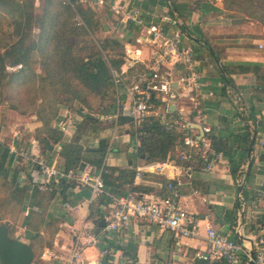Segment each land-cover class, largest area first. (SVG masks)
<instances>
[{
    "label": "crops",
    "instance_id": "obj_1",
    "mask_svg": "<svg viewBox=\"0 0 264 264\" xmlns=\"http://www.w3.org/2000/svg\"><path fill=\"white\" fill-rule=\"evenodd\" d=\"M102 1L103 5L93 3L90 7L95 13L104 10V15L111 22V33L116 32L117 39L124 46V58L119 70L110 67L113 84L111 113H99L95 118L98 123L110 121L111 135L97 137V133H91V147H95L101 139L108 141L101 166L103 165L106 171L103 176L111 174V185H104L105 194L96 197H92L90 189L83 185L64 182L62 186H54L52 191L55 190V193L46 205V219L56 223L58 230L51 247L41 254V261L44 264H56L57 260L51 256L55 255L62 262H66L73 243L78 241L81 253L75 264H206L197 254L206 253L209 249L204 238L207 225H212L218 234L228 237L243 248H249L257 235L263 234L264 237V159H261L264 157V147L260 145L264 141V82L257 81L251 73L232 71L236 66L249 64H259L264 70V28L261 29L260 36H254V32L245 33L240 28L235 30V35L212 34L209 31L211 27L224 28L231 24L228 19L222 20L221 1H203L196 4L197 0H137L134 5L140 8L146 25L157 23L167 16H172L181 23L184 43L194 52L196 72L202 88L198 96H179L167 103L154 101L157 115L147 117L135 133L130 119L123 116L115 119L114 116L118 105L126 108L131 103L128 89L140 77L148 74V68L153 66L154 47L148 42L142 28L131 22L122 23L121 16L113 11L114 7L128 6L129 0ZM173 2L178 12L172 10ZM164 27L169 33L173 30L169 24ZM188 28L193 34H189ZM259 44L263 45L262 49L258 48ZM136 65H141L143 71L131 75L128 71L133 68L135 70ZM180 69V65L168 64L165 67V70L175 77ZM115 74L118 75V83L115 82ZM130 77L134 80L129 83L126 80ZM193 108L195 110H192ZM66 112L67 110L61 116L62 119H57L53 125L59 131L60 124L68 125L70 135L60 131L64 141H68L73 135L71 119ZM239 116L244 123L237 119ZM164 118L171 122H177L180 118L187 125L189 133L200 138L203 133L200 134L197 128L200 126L202 130L204 126L209 127L211 133L207 138L211 141L212 148L221 154V160L213 166L210 173L197 175L179 189L180 206L195 215L199 236L181 239L180 244L176 245L175 236L171 231L154 224H139L133 218L124 229L102 234L96 230L95 221L100 216L104 218L108 212L110 196L121 197L132 191L139 201H153L164 195L165 178L162 175L145 174L134 184L136 169L153 163L145 162L143 157L138 155L139 138L146 135L143 130L151 122L158 119L162 125L161 119ZM246 126L252 134L251 140L254 139L250 154L244 147ZM39 127L41 123L35 117H31L19 130H15V127L6 122L0 131V142L9 148L14 145L34 151L39 149V156L47 163L63 171H70L63 168V160L59 155L62 142L51 149L48 148L50 152H47L34 137H25ZM121 129L123 133L119 134ZM12 130H15L12 140L6 141V135ZM143 132L145 135L136 137L137 133ZM177 147L175 146V149ZM173 154L174 151L168 153L172 156ZM91 166L95 174L101 168ZM9 167L11 171H17L15 184L19 188L27 189L25 209L22 213L24 218L28 216L29 210H37V207H29L34 190L41 194L48 192H42L31 185L29 166L12 154ZM128 170L134 172L131 184H118L116 177L119 172ZM102 196L108 198L107 204L101 203ZM77 231L85 232L86 236H98L99 242L93 246L82 245L85 240L77 236ZM24 239L28 241L25 233ZM104 249L108 255L102 257ZM239 264H250L244 254L240 255Z\"/></svg>",
    "mask_w": 264,
    "mask_h": 264
},
{
    "label": "trees",
    "instance_id": "obj_2",
    "mask_svg": "<svg viewBox=\"0 0 264 264\" xmlns=\"http://www.w3.org/2000/svg\"><path fill=\"white\" fill-rule=\"evenodd\" d=\"M34 1L15 0V2H8L0 0V4H8L13 9L11 11L12 21L17 36L23 32L22 24H25L26 30H30L32 25L37 24L39 30L36 41L32 44L28 42V46H25V40L29 39L27 31H25L23 37L21 36L22 39L18 37L10 49L2 48L4 51L3 54H0V97L7 86L15 87L19 83L24 86V82L20 80L21 77H23L25 84L30 80L26 73L31 72V70L25 71L24 67L28 68L27 63L33 56L32 54L35 51L39 52L41 59L35 63L39 65L41 74H33V77L37 79H34V82L37 83L38 90L42 91L43 94L46 92L47 85L45 82H47L51 91V99L45 100L47 104L41 99L40 106L34 112L35 116L37 115V121L42 123L41 127L37 129L42 128L44 131L40 130L39 132L46 134L45 138L40 141L37 140V142L47 152L50 151L46 143L54 147L62 142L59 155L63 160L65 170L82 169L86 165L100 167L108 141L101 139L95 147L87 148L80 144V139L84 136L85 131L92 134L98 132L96 128L98 120L89 118V115H84L76 132L68 141H64L63 134L52 126V123L58 119L60 103L57 96H65L66 99L63 103L67 108H70L71 102H76L79 111H92L94 107L92 100H100L102 103L101 113L110 114L113 92L110 67L119 70L124 58V46L119 39L112 37L101 40L99 49L95 46L88 32L95 35L99 30V23L95 11L89 4L77 3V0H40L43 4L40 10L35 7ZM174 3L171 5L172 10L178 12ZM39 10L40 12H38ZM239 28L248 34L254 32V36L261 35V29L257 26L239 23H231L224 28L211 27L209 31L212 34L229 36L235 35V30ZM102 51L106 53L109 64L103 58ZM5 63L13 66L21 65V68L17 73L8 75L5 72ZM234 68L232 72L251 73L257 81L264 82V70L259 64L242 65ZM228 70L231 69L228 68ZM142 71L143 67L136 65L135 70L134 68L129 69L128 72H131L132 75ZM226 81L231 84L229 79L226 78ZM89 98H92L91 102ZM4 125V115L0 109V131ZM245 128L244 147L245 151L248 152L252 134L247 126ZM188 130V127L183 129L175 125L171 131H166L158 119H155L143 130L146 135L139 138L138 155L142 156L147 163L163 161L168 153L173 152L175 146L181 143L185 133L189 132ZM9 159V147L0 142V211L5 206L12 207L9 213L14 212L15 221V218L24 212L27 189L25 187L19 188L15 184L17 171H11ZM261 159L263 160L264 157ZM133 175L132 170L121 171L116 177L117 183H121V185L131 184ZM103 181L104 185H111V174H105ZM58 185L62 186L64 183L60 182ZM54 193L55 190L44 194L34 190L29 207L31 209L37 207V210H29L28 216L22 220L25 238L30 242L33 249L34 260L32 264H44L40 261L41 254L46 248L51 247L54 235L58 230L56 223L46 219L47 201L53 197ZM1 194L5 195L1 197ZM107 201L108 198L102 196L101 203L107 204ZM4 217L7 216H0V221L5 220ZM104 227V218L100 216L95 221V228L97 231H101ZM14 228L12 225L10 226V235L15 233Z\"/></svg>",
    "mask_w": 264,
    "mask_h": 264
},
{
    "label": "built area",
    "instance_id": "obj_3",
    "mask_svg": "<svg viewBox=\"0 0 264 264\" xmlns=\"http://www.w3.org/2000/svg\"><path fill=\"white\" fill-rule=\"evenodd\" d=\"M77 1L81 4L103 5L102 0ZM129 1L128 6H117L113 8V11L121 16L122 23L131 22L142 28L147 35L148 42L154 47L153 66L148 68V74H144L128 89L131 103L126 108L118 105L114 116L115 119L119 116L130 119L131 126L136 133V130L142 127L147 117L152 114L157 115L155 111L157 107L154 106V101L167 103L174 101L179 96L190 97L192 94L198 96L201 92L202 83L196 72L194 52L184 43L181 23L174 17L167 16L157 23L146 25L140 8L134 5L137 0ZM165 24L172 26L171 33L165 29ZM258 48L262 49L263 45L259 44ZM168 64L181 66L176 77L165 70ZM115 82H119L117 74H115ZM210 95L212 94L210 93ZM237 119L244 123L241 116ZM175 122L167 121L165 118L161 119L166 131H171L176 124L183 129L187 128V125L180 118L176 124ZM58 127L61 132L70 135L66 123H62ZM202 133L200 138L186 132L181 143L174 150L173 156L168 155L164 161L149 163L137 168L134 184L142 179L145 174L162 175L165 178L164 195L153 201H139L132 191L121 197L110 196L109 210L104 216L105 227L101 233L120 231L133 218L139 224H154L171 231L175 236L176 245L180 244L181 239L199 236L198 221L195 215L180 206L179 189L197 175L210 173L213 166L221 160V154L212 148L211 141L207 138L211 129L204 126ZM142 135L145 133H137L136 137ZM260 145L264 147V141ZM9 152L29 166L31 170L30 183L42 192H50L60 182H66L88 187L92 197L105 194L102 176L106 171L103 165L96 174L91 165H86L80 171L70 170L66 172L47 163L31 148H17L13 145L9 148ZM71 233L74 234V231L71 230ZM77 233L78 237L85 240L82 245L93 246L99 242L98 236H86L85 232L82 231H77ZM204 238L209 249L206 253L197 254V257L206 264H214L218 261L223 262V264H239L241 254H244L246 261L250 264H264L263 234L257 235L249 248H243L228 237L218 234L212 225L205 227ZM80 253L81 246L76 241L72 245L70 256L66 262H62L55 255L51 256L57 260L56 264H75ZM106 255H108L107 250H102L101 256L105 257Z\"/></svg>",
    "mask_w": 264,
    "mask_h": 264
},
{
    "label": "rangeland",
    "instance_id": "obj_4",
    "mask_svg": "<svg viewBox=\"0 0 264 264\" xmlns=\"http://www.w3.org/2000/svg\"><path fill=\"white\" fill-rule=\"evenodd\" d=\"M5 1L15 2V0H5ZM210 1H212L213 3H217V1H221L223 8L222 20L228 19L227 20L228 23L248 24L251 26H257L259 29L264 28V0H207L205 2L210 3ZM34 2H35L34 3L35 7L42 9L43 4H41L40 0H35ZM198 2H203V1L198 0L196 1V4H198ZM72 8L74 9V6H72ZM40 10L38 12H40ZM11 11H13V9H11V6H8V4H4V5L0 4V54H3L4 49L2 48H5L7 50L10 49V47L14 44V42H16L18 37L22 39L23 33L25 31H27V35L29 37V39L25 40V46H28V42L32 44L34 41H36V39L39 36V30L37 29V24H35L34 26L32 25L30 30H26V28L24 27L25 24H22L21 27L23 32L21 33V35L17 36L14 31V26L12 21L13 16ZM95 14H96V18L98 19L99 30L95 35L91 34V32H88V35L91 38V40H93L95 46L99 49V44L101 40L106 38L111 39V37L117 38V34L116 32L111 33V29H110L111 22L104 15V10L96 11ZM105 27H107L108 29L105 30ZM187 31L189 32V34H193L190 28H188ZM193 47L194 50L197 49L195 45H193ZM32 55L33 56L31 57L30 61L27 63L28 68H26V66L24 67L25 71L31 70V72L26 73V75L28 76L27 78H30V80H28V82H26L25 84L23 77H21L20 80L24 82V86L22 85V83H19L18 85L19 87L17 85L15 87L7 86L4 89L2 96L0 97V109L3 112L4 121L5 123L8 122L9 126L15 127V130H19L20 128H23L31 117L36 118L37 115L35 116L34 112L35 109L38 106H40L39 104L41 99L45 104H47L45 100L51 99V91L49 89L48 83L45 82L47 86L45 88L46 92L43 94L42 91L38 90L37 83L34 82V79L36 78L33 77V74L36 75L41 74L39 65L35 63V62H39V60L41 59L40 58L41 54L35 51ZM102 55L103 58L108 62V57L106 53L102 51ZM4 66H5V72H7L8 75L17 73L21 68V65L13 66L9 63H5ZM133 80H134L133 77H130L127 82L130 83ZM57 98L60 103L58 106L59 111L57 114V118L62 119L61 116H63L64 111L67 110L66 113L69 115V118L71 119L70 124L72 125L71 127L72 130L71 129L70 130L73 131V133L76 132L78 125H80L82 122L80 115L83 114L82 117L84 115H89L92 116L93 118H97L102 110L101 107L102 103L100 102V100L97 99L92 100V98H89V101L91 102L92 100V104L94 105L93 110L92 111L81 110L83 112L81 113V111L78 110V104L76 102H71L69 104L70 108H67L63 103L65 102L66 99L65 96L63 97V95H58ZM63 107H65V109H63ZM53 125L54 123H52V126ZM96 128L98 129L97 137L104 135L109 137L111 135L110 121L99 122ZM40 130L44 131L42 128ZM40 130L37 129L25 137L32 136L36 140L40 141L46 136L44 132H39ZM14 131L13 130L9 131V133L6 135L5 138L6 141H9L10 139L12 140L13 137L12 134L14 133ZM122 133L123 130L122 129L119 130V134ZM83 134L84 136L81 137L80 144L85 148L91 147L93 142L92 139L93 135L89 131H85ZM21 148H23V146ZM34 153L41 156L39 149H36ZM4 195L5 194H1V197ZM10 210H12V207L10 208V206H5L3 207V209H1L0 216L3 217V215H6L7 217L6 218L4 217L5 220L0 221V224L2 223L7 224L9 229L10 226L12 225L13 227H15L14 228L15 233L10 235V237L14 238L15 236L20 235L21 239H23L22 240L23 242L29 243L24 239V229L22 227L23 214L20 213L15 218L14 221V217H13L14 212L9 213Z\"/></svg>",
    "mask_w": 264,
    "mask_h": 264
},
{
    "label": "water",
    "instance_id": "obj_5",
    "mask_svg": "<svg viewBox=\"0 0 264 264\" xmlns=\"http://www.w3.org/2000/svg\"><path fill=\"white\" fill-rule=\"evenodd\" d=\"M105 30H107V27H105ZM197 129L202 134L200 126ZM253 143L254 139L250 142L249 154ZM46 146L49 149L52 148L48 143H46ZM33 260L34 254L32 246L23 242L19 236L11 238L7 224H0V264H32Z\"/></svg>",
    "mask_w": 264,
    "mask_h": 264
}]
</instances>
